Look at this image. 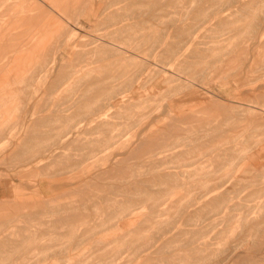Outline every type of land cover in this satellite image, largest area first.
Instances as JSON below:
<instances>
[{"label": "rangeland", "instance_id": "1", "mask_svg": "<svg viewBox=\"0 0 264 264\" xmlns=\"http://www.w3.org/2000/svg\"><path fill=\"white\" fill-rule=\"evenodd\" d=\"M0 264H264V0H0Z\"/></svg>", "mask_w": 264, "mask_h": 264}, {"label": "bare ground", "instance_id": "2", "mask_svg": "<svg viewBox=\"0 0 264 264\" xmlns=\"http://www.w3.org/2000/svg\"><path fill=\"white\" fill-rule=\"evenodd\" d=\"M225 22V21H224ZM220 24V23H219ZM88 57V56H87ZM199 82V81H198ZM106 84V83H105ZM71 95V94H70ZM220 106V105H219ZM221 107V106H220ZM250 107V106H249ZM254 110V108H253ZM256 111V110H255ZM247 112V111H246ZM244 114V113H243ZM252 114V113H251ZM247 116V115H246ZM48 176V175H47ZM50 176V175H49ZM260 209V208H259ZM252 241V240H251ZM206 246V245H205ZM238 249V248H237Z\"/></svg>", "mask_w": 264, "mask_h": 264}]
</instances>
